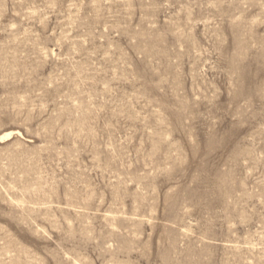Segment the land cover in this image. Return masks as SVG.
<instances>
[{"label":"rangeland","instance_id":"obj_1","mask_svg":"<svg viewBox=\"0 0 264 264\" xmlns=\"http://www.w3.org/2000/svg\"><path fill=\"white\" fill-rule=\"evenodd\" d=\"M0 264H264V0H0Z\"/></svg>","mask_w":264,"mask_h":264}]
</instances>
